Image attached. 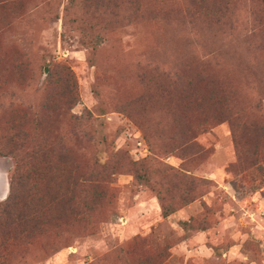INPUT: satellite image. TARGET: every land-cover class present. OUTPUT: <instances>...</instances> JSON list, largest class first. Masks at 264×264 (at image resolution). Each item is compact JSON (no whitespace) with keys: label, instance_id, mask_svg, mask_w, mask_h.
I'll list each match as a JSON object with an SVG mask.
<instances>
[{"label":"rangeland","instance_id":"374dc122","mask_svg":"<svg viewBox=\"0 0 264 264\" xmlns=\"http://www.w3.org/2000/svg\"><path fill=\"white\" fill-rule=\"evenodd\" d=\"M260 5L0 0V59L26 64L0 70V202L14 157L63 160L11 264H264Z\"/></svg>","mask_w":264,"mask_h":264},{"label":"trees","instance_id":"16d2710c","mask_svg":"<svg viewBox=\"0 0 264 264\" xmlns=\"http://www.w3.org/2000/svg\"><path fill=\"white\" fill-rule=\"evenodd\" d=\"M259 1H261L260 11L263 17L264 0ZM259 24V31H262V40L264 41V21L261 20ZM7 61H5L4 55L0 59V70L4 73L9 72L10 74L14 69L26 70L24 62L15 65L9 60ZM6 125L5 138L9 148L18 149V146L23 147L29 143L28 134L21 131L16 132L13 122L8 120ZM37 147L29 157L28 155L26 158L19 155L14 157L15 166L10 178V193L5 201L0 202V264H11L15 258L16 250L34 244L52 220L51 216L46 214L49 208L47 209V206L42 204L43 197L32 192L35 187L32 182H36L45 167L49 165L55 170L59 169L63 160L53 158L52 162L49 159L52 157H46L47 149L53 147L51 144L40 143ZM6 148L0 135L1 155H6Z\"/></svg>","mask_w":264,"mask_h":264},{"label":"water","instance_id":"95a60500","mask_svg":"<svg viewBox=\"0 0 264 264\" xmlns=\"http://www.w3.org/2000/svg\"><path fill=\"white\" fill-rule=\"evenodd\" d=\"M46 72L48 71V68H46V70H45Z\"/></svg>","mask_w":264,"mask_h":264}]
</instances>
